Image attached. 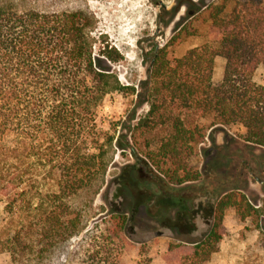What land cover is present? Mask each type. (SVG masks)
Wrapping results in <instances>:
<instances>
[{
	"label": "trees",
	"instance_id": "1",
	"mask_svg": "<svg viewBox=\"0 0 264 264\" xmlns=\"http://www.w3.org/2000/svg\"><path fill=\"white\" fill-rule=\"evenodd\" d=\"M205 14L215 44L171 58L169 46L191 35L183 28L169 44L155 45L146 86L137 93L149 109L128 127L127 146L149 162L160 189L164 179L175 185L201 179L190 159L214 126L240 125L243 140L264 149V84L254 80L264 67V0H218ZM94 25L83 10L0 5V197L8 214L0 253L12 264H127L128 212L95 219L75 203L82 194L94 203L112 162L116 137L98 126L99 106L113 91L136 93L113 69L121 53L94 35ZM217 56L226 60L219 83ZM167 193L181 217L188 197ZM229 208L242 221L261 215L242 190L224 192L208 231L198 238L175 233L166 264H209L226 235Z\"/></svg>",
	"mask_w": 264,
	"mask_h": 264
},
{
	"label": "rangeland",
	"instance_id": "2",
	"mask_svg": "<svg viewBox=\"0 0 264 264\" xmlns=\"http://www.w3.org/2000/svg\"><path fill=\"white\" fill-rule=\"evenodd\" d=\"M218 0H0L13 3L19 10L36 9L48 13L83 10L95 22L93 33L115 47L122 60L113 63L121 83L131 89L107 94L97 110L98 126L115 135V146L106 176V184L91 204L82 194L76 204L86 206L90 215L110 219L113 211H127V234L133 242L124 254L127 264H166L164 255L175 233L198 238L212 224V208L226 191L240 189L260 208V216L241 222L234 208L227 211V234L211 264H264V149L245 142L240 125H217L207 131L190 165L202 173L197 182L183 185L164 181L161 189L187 196L180 207L149 174L148 161L135 158L126 140L129 126L136 125L149 107L139 102L148 80L151 51L165 46L181 29L191 35L178 45L169 46V56L180 57L205 42L215 44L205 19V9ZM101 43H97L98 52ZM226 60L217 56L213 80L219 83ZM254 80L264 84V67L254 73ZM123 147L124 149H122ZM5 198L0 197V229L8 214ZM92 221L91 224L92 225ZM80 240V239H79ZM79 240L73 242L75 244ZM0 264H12L7 252L0 253Z\"/></svg>",
	"mask_w": 264,
	"mask_h": 264
},
{
	"label": "crops",
	"instance_id": "3",
	"mask_svg": "<svg viewBox=\"0 0 264 264\" xmlns=\"http://www.w3.org/2000/svg\"><path fill=\"white\" fill-rule=\"evenodd\" d=\"M229 209H231V208H229ZM229 209H228V210H229ZM228 210H227V211H228ZM235 211H236V210H235ZM226 215H227V212H226ZM236 215H237V214H236ZM225 218H226V216H225ZM238 218H239V217H238ZM239 219H240V218H239ZM247 220H249V219H247ZM247 220H245V221H247ZM240 221H241V222H245V221H242L241 219H240ZM224 224H225V220H224ZM225 226H226V224H225ZM226 228H227V226H226ZM227 230H228V228H227ZM226 234H227V232H226ZM225 236H226V235H225ZM224 238H225V237H224ZM224 238H223V240H224ZM223 240H222V241H223ZM222 241H221V243H220L219 251L216 252V253H214V254L212 255V258H213L216 254H218V253L220 252ZM212 258H211L209 264H211Z\"/></svg>",
	"mask_w": 264,
	"mask_h": 264
}]
</instances>
